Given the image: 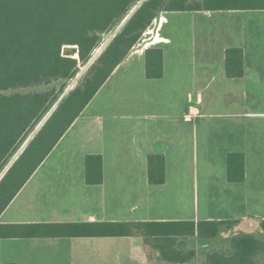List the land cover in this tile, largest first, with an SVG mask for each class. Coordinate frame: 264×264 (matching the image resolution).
<instances>
[{
    "label": "trees",
    "instance_id": "1",
    "mask_svg": "<svg viewBox=\"0 0 264 264\" xmlns=\"http://www.w3.org/2000/svg\"><path fill=\"white\" fill-rule=\"evenodd\" d=\"M140 0H0V174L86 64L103 35ZM264 10V0H146L106 47L0 181V217L162 13ZM79 46V58L62 55ZM105 43L99 50L105 48ZM147 76L163 74V50L145 52ZM227 75L243 73V50H226ZM61 82L60 90L51 84ZM227 180L246 178L245 154H227ZM87 184L103 183V157H86ZM148 181L166 182L163 153L148 156ZM240 219L2 223L0 238L131 237L142 239L145 264H264V240L242 231L221 239ZM264 231V219L260 220Z\"/></svg>",
    "mask_w": 264,
    "mask_h": 264
},
{
    "label": "crops",
    "instance_id": "2",
    "mask_svg": "<svg viewBox=\"0 0 264 264\" xmlns=\"http://www.w3.org/2000/svg\"><path fill=\"white\" fill-rule=\"evenodd\" d=\"M255 12L258 13L257 16L259 17L264 16V10L188 12L191 14L189 25L191 28V38L185 41L187 43H183L179 36V34L183 33V30L178 24H174L173 29L167 30V26L172 21L170 15L183 12L162 13L156 19L157 22L156 20L154 22L156 24L155 28L150 30L152 26L149 29L153 33L150 39L143 44L142 48L137 49V45L140 42L135 46L52 153L56 151L62 142L65 141L66 143V141L70 140L71 142L80 144L83 148H90L86 150L89 151L84 155L86 157L91 154L101 155L103 157V183L94 186L100 187L101 193L104 194V189L107 187V150L113 147L116 148V146H120L121 144L128 145L131 149L132 158L124 160L129 167L126 170L129 169V174L131 172L132 175L135 173L134 164L143 166L141 173L136 172L138 175L141 174L137 180H140L141 188L146 191V193L142 192V196L143 194L147 196V193L152 191L153 186L169 187L172 191L176 192L175 198L177 202H181L182 206H184L183 192L181 191L183 184L180 183L179 186L171 184L168 173L170 166H173V169H175V166H180V160L177 157H170V146H166L165 144L159 145L158 141L160 138H170V141L176 148L174 150H181L182 152L184 150L183 144L189 136V128L188 124L184 125L182 123V126L179 127L178 124L175 126V123L180 117H185L188 123L191 118L205 116L206 114L203 113V109H201L198 103L202 99V95L210 91L212 85H216L218 87L215 86L210 93L213 96L212 99L222 101L228 97L230 101V112L226 111L222 115L229 117V130L233 135L230 136V147L226 149L224 156L226 154L227 161V154L229 152L240 151L245 154L246 178L242 182L245 183L248 179L247 164L250 154L251 156H255L257 153L254 150H264V139L259 136L255 137V134L263 126H247L245 127L246 136L244 132L242 133L243 136L236 135L241 134V132L237 131L239 119L245 118L246 123L250 124L255 119L261 117L262 125L264 124V111L259 112L251 109L244 112L240 110L244 104L243 102L247 105V102L249 103L250 100L256 97L251 87L253 83L259 82L260 86L264 87V29L260 30L262 35L256 38L253 23H249V21H252ZM222 15L229 16V19H226L228 22L222 26L214 24L217 19H221ZM221 20H224V18L222 17ZM232 22H235V24H232ZM261 26L264 28V25ZM152 47H158L163 50V74L158 78L147 76L145 52ZM231 47H238L243 50V73L240 77L227 75L226 50ZM183 49H191V51H188L190 54H193L192 58L196 57L197 62L194 63L196 68L194 72L190 73L189 71L191 70L190 66L193 64V62L188 60L190 56H187V59L184 60L180 59L183 55V53L180 55V51ZM168 55L169 57H174V59L171 58V60L167 61ZM172 68H176L180 72L172 71ZM193 95L197 96V102H191V96ZM182 102H185V110L179 109V105H182ZM130 103H132L131 110L121 108L124 104H129V108H131ZM165 104L168 105V109L173 108L175 111H166L165 115L158 114L157 119L151 121V117L153 116L154 118L158 109L162 108ZM207 115L211 114L208 113ZM159 118L160 120L166 119L170 122L168 131L164 126L159 124ZM52 153L45 161L51 157ZM153 153H163L166 158V182L162 185H153L148 181V156ZM120 171L126 172L125 169H120ZM36 172L1 215L0 222L200 220L198 218L189 219L179 215L152 216L149 215L148 205H146L145 213H140L133 219L113 218L111 220L101 219V221H98L89 220L92 218V215H88L89 219L86 220H62L61 214L55 208L36 206L35 198L24 195L26 187L35 177ZM129 174H120L119 177L126 178L130 176ZM224 175L226 181H228L227 165ZM132 176L135 177V175ZM231 184L240 183H230L227 190L231 188ZM21 197H23V201L20 202ZM141 206V204L135 203L131 207V211L137 212L142 209ZM48 210L51 211L49 213L51 219H45V211ZM6 213L10 214L7 219H4ZM39 213L43 214L42 218L44 219L36 218V215ZM201 219L225 218L208 217ZM249 219L250 217L248 216L244 220L240 219L239 225H243L245 228L250 227L252 224L249 222ZM257 219L259 218L257 217ZM260 220L257 222L259 223V227ZM240 231L248 232L245 229H240ZM80 238L89 239L92 250H94V247L101 246L102 248L105 243L102 242L104 239L129 238L131 256L137 260L133 264L146 263V251L141 237L131 236L0 238V264H81V254L75 251V243L71 241L72 239ZM70 244H72V247L69 250L70 247L68 248V245ZM117 264L122 263L118 262Z\"/></svg>",
    "mask_w": 264,
    "mask_h": 264
},
{
    "label": "rangeland",
    "instance_id": "3",
    "mask_svg": "<svg viewBox=\"0 0 264 264\" xmlns=\"http://www.w3.org/2000/svg\"><path fill=\"white\" fill-rule=\"evenodd\" d=\"M134 8L135 6L131 11ZM257 15L258 13L255 12L252 21H249V23H253L256 38L262 35L260 30L264 29L261 26L264 25V16L259 17ZM190 16L191 14L188 12L173 13L170 15L172 21L167 26V30L173 29L174 24H178L182 27L183 33L179 34V36L183 43H187L185 41L191 38V28L189 27ZM126 17L110 32L103 35L101 43L94 51L91 59L86 64L80 65L78 73L74 78L69 80L66 89L72 85L74 81L77 80L78 83L86 74L110 42L116 37L115 34ZM222 17L225 21L221 20ZM222 17L221 19H217L214 24L216 23L218 26H222L224 23L228 22L226 19H229V16L222 15ZM232 24H235V22H232ZM155 26L156 24H154L150 30H153ZM150 30L144 34L143 39L137 45V49L142 48L143 44L153 35ZM105 43L107 44L104 50L100 51L99 49ZM188 50L191 51V49H183L180 51V55L183 53L180 59L184 60L187 59V56H190L188 60L193 62L190 66L191 70H189L191 73L196 69L194 63L197 62V60L196 57L192 58L193 54H190ZM171 58L174 59V57H169L168 55L167 61L171 60ZM171 70L180 72V70L176 68H172ZM215 86L216 85H212L210 91L205 93L206 96L202 95V99L198 103L201 109H203V113L206 114L205 116L191 118L188 123L185 117H180L175 123V126L178 124L179 127L182 126V123H184V125L188 124L189 128V136L183 144L184 150L182 152L180 149H178L180 151L174 150L176 148L170 141V138H160L158 141L159 145L165 144L166 146H170V157H177V159L180 160V166H175V169H173V166H170L168 173L171 184L175 186H179L180 183L183 184L181 191L183 192L184 206H182L181 202H177L175 198L177 195L176 192L172 191L169 187L153 186L152 191L147 193L149 198H147L146 194L142 196V192L146 193V191L141 188L140 180H137L140 178L141 174L138 175L136 172L141 173L143 166L134 164L135 173L132 175H135V177L131 175V172L129 174V169L126 170V168L129 167L124 160L132 158V154L128 145L124 144L107 150V187L104 189V194H102L100 187L88 185L85 181L86 156L84 155L89 152L86 150L90 148H83L80 144H76L70 140L66 141V143L65 141L62 142L56 151L52 153L51 157L41 165L35 177L26 187L24 195L35 198L36 206L51 209L55 208L61 214L62 220L69 221L78 219L86 220L89 219L88 215H92V218L89 220L98 221H101V219L111 220L113 218L133 219L137 217L138 214L146 212V205L149 207V215L152 216L179 215L189 219L216 217L225 219L240 218L242 220L248 216L250 217L249 222L252 224L250 227L245 228L243 225L235 226L230 230L222 232L221 239L229 238L241 233L242 231H240V229H245L248 230L249 233L255 234L264 240V231L260 229L259 223H257L260 219L264 218V150H254V152L258 154H255V156H251V154L250 156L248 155L247 181L240 184H231V188L227 190L230 183L226 181L224 175L227 165L226 154L224 156V152L230 147V136L233 134H231L229 130V117L222 115V113L226 111L228 113L230 112V101L228 97L222 101L213 100V96L210 95V93ZM51 87L60 90L62 83L57 82L51 84ZM251 87L256 97L250 100L249 103L247 102V105L243 102L244 104L240 110L245 112V110L253 109L262 112L264 111V87L260 86L259 82L253 83ZM193 101H198L196 95L191 96V102ZM130 107L131 108H129V104H124L121 108L124 110H131L132 103H130ZM167 107L168 105L165 104L162 108L158 109L154 118L153 116L151 117V121L156 120L158 114L165 115L166 111H175V109H168ZM179 109H186L185 102L179 105ZM208 113L211 115H207ZM158 120L159 124L164 126L168 131L170 122L166 119L160 120L159 118ZM247 126H263L258 133L255 134V137L259 136L264 139V124L262 125L261 117L255 119L250 124L246 123L245 118L239 119L237 124L239 128L237 131L241 132V134L236 135L243 136L242 133L244 132L246 136L245 127ZM36 128L37 127L30 133L28 138ZM23 145H21L20 149ZM120 169H125L126 172H122ZM124 173H128L130 176L120 178L119 175ZM21 201H23V197L20 198V202ZM135 203L141 204L142 209L137 212L131 211V207ZM45 212V219H51L49 214L51 211L48 210ZM9 214L10 213H6L4 219H7ZM42 217L43 214L41 213L36 215L37 219H44ZM257 217L259 219H257ZM71 241L75 243V251L81 254V264H117L118 262L122 264H133V262H137V260L131 256L129 238L104 239L102 242L105 243L102 248L101 246L94 247V250L90 247L89 242L91 241L89 239L80 238L72 239ZM71 247L72 244L68 245L69 250ZM195 247L198 254L193 264H199L200 246L198 243H195ZM145 260L146 263L149 260L147 254H145Z\"/></svg>",
    "mask_w": 264,
    "mask_h": 264
},
{
    "label": "water",
    "instance_id": "4",
    "mask_svg": "<svg viewBox=\"0 0 264 264\" xmlns=\"http://www.w3.org/2000/svg\"><path fill=\"white\" fill-rule=\"evenodd\" d=\"M146 0H140L139 3L135 6V8L130 12V14L126 17L123 24L120 26L119 30H117V35L120 30L124 27V25L128 22V20L131 18V16L139 9V7L145 2ZM104 50V49H102ZM100 50V51H102ZM62 55L66 57H73V58H79V46L77 44H67L62 49ZM77 80L70 85L66 91L61 95L60 99L57 101V103L52 107V109L48 112V114L44 117L42 122L37 126L36 130L32 133V135L28 138L26 143L22 146V148L15 154L13 159L7 164V166L4 168V170L0 174V181L4 178V176L7 174V172L10 170V168L13 166V164L19 159V157L22 155V153L25 151L29 143L35 138L37 133L42 129V127L47 123V121L50 119V117L53 115V113L56 111L60 103L63 101V99L69 94V92L76 86Z\"/></svg>",
    "mask_w": 264,
    "mask_h": 264
}]
</instances>
